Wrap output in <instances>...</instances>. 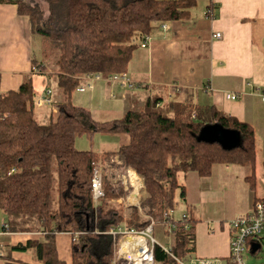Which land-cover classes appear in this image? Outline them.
Wrapping results in <instances>:
<instances>
[{
  "label": "trees",
  "instance_id": "trees-1",
  "mask_svg": "<svg viewBox=\"0 0 264 264\" xmlns=\"http://www.w3.org/2000/svg\"><path fill=\"white\" fill-rule=\"evenodd\" d=\"M12 2L27 15L32 36L46 43L54 55L61 100L47 123L35 116L37 96L32 76L24 75L16 90L0 92V212L6 233H39L24 243L0 239L3 264H21L12 252H31L41 264H114L124 227L137 233L151 222L172 225L169 245L153 244V264H179L195 249L197 218L186 210L175 219V194L185 200L179 174L190 171L209 176L216 164H238L250 169L245 177L255 188V135L248 122L199 104L188 89H172L178 98L149 95L138 110L121 117L95 121L90 111L72 102V94L88 73L107 76L125 72L132 52L161 25L185 20L195 0H0ZM41 3H44L45 10ZM206 15H209V13ZM210 16V15H209ZM48 57L43 51V56ZM39 71L48 65L32 60ZM214 126L235 132L238 144L225 146L205 140L202 129ZM120 134L125 143L114 151H81L74 147L82 134ZM101 167L104 195L94 203L91 176ZM132 169L141 178L146 196L138 205L123 202L132 190L117 180L116 171ZM100 170V168H99ZM133 171L129 174L140 179ZM264 204V198H255ZM69 233L70 262L60 259L56 234ZM162 247H168V252ZM230 261V259L228 258Z\"/></svg>",
  "mask_w": 264,
  "mask_h": 264
},
{
  "label": "crops",
  "instance_id": "crops-1",
  "mask_svg": "<svg viewBox=\"0 0 264 264\" xmlns=\"http://www.w3.org/2000/svg\"><path fill=\"white\" fill-rule=\"evenodd\" d=\"M195 2L188 18L166 22L158 34L146 37L133 50L125 72L140 83L138 88L128 90L95 81L90 89L121 106L119 110H107L100 121L140 109L149 95L162 94L168 100L178 98L172 89L184 88L193 92L197 103L212 104L251 124L256 145L253 191L245 180L250 169L243 165L216 164L209 176L194 171L182 174L185 200L181 215L191 210L198 220L194 228L195 249L188 258H209L216 264L224 261L231 264L228 222L250 212L255 198H264V0ZM215 33L220 37H214ZM32 42L29 17L18 14L14 3L0 1V92L16 90L27 74L32 76L37 96L51 88L52 103L35 106L37 120L47 123L56 115L54 106L61 100V93L56 75L48 67L32 71L35 59ZM84 83L81 80L80 84ZM227 93L235 94L236 98H226ZM223 135L225 143L220 139L219 142L225 146L240 141L235 132L226 131ZM5 225L6 215L0 212V239L12 245L40 236L39 233H6ZM70 242L69 233L56 234L58 256L67 263ZM11 256L21 264H41L31 252L14 251ZM0 264H3L1 258Z\"/></svg>",
  "mask_w": 264,
  "mask_h": 264
},
{
  "label": "built area",
  "instance_id": "built-area-1",
  "mask_svg": "<svg viewBox=\"0 0 264 264\" xmlns=\"http://www.w3.org/2000/svg\"><path fill=\"white\" fill-rule=\"evenodd\" d=\"M209 12V10H208ZM208 14V13H207ZM162 28H165L166 25L163 23L161 25ZM216 38L220 37L219 33H215L213 35ZM33 72H38L36 67H32ZM84 84H79L77 89L79 91L86 90L87 88H92V83L95 81H105L109 84H115L122 88H126L128 90L136 89L140 86V83L132 80L126 72L113 73L107 76H102L99 73H88L84 74L81 77ZM226 98L234 99L236 95L233 93H227ZM262 100L264 101V89ZM52 103V89L46 88L42 94L36 96L34 99V104L36 107H42L44 105H50ZM91 193L94 203L98 202V200L104 195L102 189V175L98 167H94L92 170L91 176ZM184 213L181 217H184ZM153 222L144 230L139 233L130 230L127 231L124 227L112 228L110 229V233H121L123 238L119 241V246L114 257V264H132V262L127 258L124 259L120 254V244L123 240H125L130 236H138L139 234H151ZM228 227L230 230L229 237V259L231 264H246L244 260V254L246 251H251L254 245L259 244L261 237L260 234L264 227V204L261 201H255L253 203L252 209L250 212L244 215L237 216L228 222ZM173 229L172 225H168V230L171 232ZM151 243L148 244L145 239L146 248L144 254L140 256V258H144L141 260L139 264H153V256H152V248L153 244L157 243L153 237H150ZM164 251L168 252V247H162ZM254 253V252H252ZM179 264H216V262L209 258H186V259H176Z\"/></svg>",
  "mask_w": 264,
  "mask_h": 264
},
{
  "label": "rangeland",
  "instance_id": "rangeland-1",
  "mask_svg": "<svg viewBox=\"0 0 264 264\" xmlns=\"http://www.w3.org/2000/svg\"><path fill=\"white\" fill-rule=\"evenodd\" d=\"M41 5L45 10L44 3H41ZM43 51L48 56L49 47L46 46V43H44L42 46V41H41V38L39 36H37V35L33 36L32 53L34 55V58L36 59V61L38 63L41 60H43L48 65V69L53 71L54 74L56 75V72L54 70L55 69V67H54V59H55L54 55L49 54V56L45 58V55L43 56ZM41 57H42V59H41ZM88 90H91V89H87L85 92H78L77 90H75L73 92V95H72V101H73V104H75V105L78 104V105H82L81 107L89 108L91 110V111L89 110L91 117L95 121L102 120L103 115L106 113L107 110L110 111L112 109H114V110L120 109L121 106H117V105L113 104V101L111 99H109L108 97H106L105 95L100 97L99 95H97L96 92H93V90H91V91H88ZM92 109H94L95 111H92ZM34 111L36 112L35 109H34ZM96 119H98V120H96ZM226 131L227 130H225V129H220L221 134L219 135V139L222 141V143H225L223 133ZM126 139H127V137L125 135H120V134H107V133H99V132L93 134L92 136H89L88 134H82L81 136H79L75 139L74 147H75V149L81 150V151L93 150L95 152L102 153V152L114 151V150L118 149V147L120 145L125 143ZM99 168H100V172L102 174L101 167L99 166ZM126 170L127 169L125 168L123 170L116 171L114 177L112 178V181L116 182L117 180H120L124 184L125 187L130 186L132 188V185L129 183V181L126 178L127 177V171ZM135 174H136V172H135ZM140 180H141V178H140ZM178 181L180 183H182V174L181 173L178 176ZM132 191H133V188L129 192V194ZM129 194H128V196H129ZM128 196L126 197L125 200L118 199V200H115L113 202H119V203L123 202L126 205L132 204L128 201ZM145 196H146V194L143 190V183L141 180V189H139V191L137 192L138 201L136 202V204L135 203L134 204L138 205L139 201L141 199H143ZM175 200H176L177 205L173 211V217L175 219H179L181 217V213H182V209H183V203L179 199L178 191H176ZM138 236H143L146 239V242L148 244L151 243L150 237H152V236L157 241H159L163 244H166V245L170 244L171 238H172L170 231L168 230V226H162L158 223L154 224L152 236L150 233L148 235L147 234H145V235L139 234ZM260 237H261V240H260L259 247H258L257 251L254 253H252L249 250L245 252L244 260H245L246 264H264V227H263V230L260 234ZM223 264H229V263H227V261H224Z\"/></svg>",
  "mask_w": 264,
  "mask_h": 264
},
{
  "label": "bare ground",
  "instance_id": "bare-ground-1",
  "mask_svg": "<svg viewBox=\"0 0 264 264\" xmlns=\"http://www.w3.org/2000/svg\"><path fill=\"white\" fill-rule=\"evenodd\" d=\"M126 178L133 188L128 196V201L136 204L138 201L137 192L141 189V180L129 174V171H127ZM145 248L146 244L143 236H130L121 242L119 251L124 259L128 258L132 264H139L144 259L140 256L144 254Z\"/></svg>",
  "mask_w": 264,
  "mask_h": 264
},
{
  "label": "water",
  "instance_id": "water-1",
  "mask_svg": "<svg viewBox=\"0 0 264 264\" xmlns=\"http://www.w3.org/2000/svg\"><path fill=\"white\" fill-rule=\"evenodd\" d=\"M220 129L214 126H206L202 129L201 136L205 140L209 141H219ZM259 247V244H256L252 248V252H255Z\"/></svg>",
  "mask_w": 264,
  "mask_h": 264
}]
</instances>
